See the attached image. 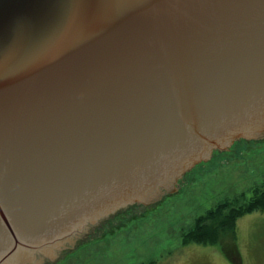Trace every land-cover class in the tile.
<instances>
[{"label":"water","instance_id":"1","mask_svg":"<svg viewBox=\"0 0 264 264\" xmlns=\"http://www.w3.org/2000/svg\"><path fill=\"white\" fill-rule=\"evenodd\" d=\"M264 137V0H0V264H46Z\"/></svg>","mask_w":264,"mask_h":264},{"label":"rangeland","instance_id":"2","mask_svg":"<svg viewBox=\"0 0 264 264\" xmlns=\"http://www.w3.org/2000/svg\"><path fill=\"white\" fill-rule=\"evenodd\" d=\"M230 152L212 169H193L186 186L129 209L120 225L65 246L62 257L46 264H264V211L240 216L235 235L220 243H184L195 219L227 199L246 203L264 188V137Z\"/></svg>","mask_w":264,"mask_h":264},{"label":"trees","instance_id":"3","mask_svg":"<svg viewBox=\"0 0 264 264\" xmlns=\"http://www.w3.org/2000/svg\"><path fill=\"white\" fill-rule=\"evenodd\" d=\"M236 203V199H227L199 215L194 225L183 234V242L216 244L220 243L221 235L225 231H232L235 235L240 216L257 210L264 211V188L256 189L246 203L234 205Z\"/></svg>","mask_w":264,"mask_h":264}]
</instances>
